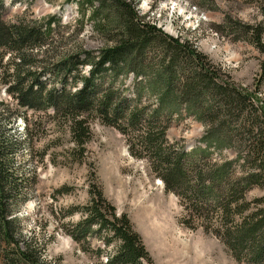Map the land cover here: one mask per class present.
I'll list each match as a JSON object with an SVG mask.
<instances>
[{"label":"rangeland","instance_id":"obj_1","mask_svg":"<svg viewBox=\"0 0 264 264\" xmlns=\"http://www.w3.org/2000/svg\"><path fill=\"white\" fill-rule=\"evenodd\" d=\"M126 1L134 6L143 22L189 42L220 67L226 78L247 92H254L258 99L255 106H264V77L258 84L264 56L243 27L259 28L264 44V0ZM1 2L2 18L6 22L50 15L61 19L48 45L27 51L35 59L30 65L32 70L42 69L46 55L58 61L79 48L90 51L96 61L97 56L114 46L118 37L112 21L101 31L88 10L81 17L75 0ZM76 19L82 22V28ZM160 55V49L154 47L125 60L120 56L108 71L96 67L102 77L97 75L95 79L97 89L107 88L114 112L122 117L126 110L138 108L139 118L122 132L112 122L116 121L114 117L106 121L92 111L81 112L79 117L87 133L79 143L73 140L62 114H54L51 107L42 104L37 110L20 106L0 79L1 134L12 143L14 175L21 182L20 196L12 204L14 222L9 226L10 243L0 236V264H32L12 262L19 250L29 252L39 264H103L114 252V240L104 244L102 239L109 236L104 231L98 233L94 225H81L80 230H75L83 216L78 207L89 202L94 185L117 214H127L153 264L248 262L247 248L234 251L233 234L227 230L235 231L244 215H250L258 205L264 207V202H255L264 196V185L244 190V200L233 203L232 207L248 202V209L242 215L232 213L226 219L218 210L229 202L223 194L224 182L214 180V196L195 184L199 171L205 179L208 170L225 162H229L226 172L233 174L229 177L231 182L235 181V175L256 173L253 156L250 155V161L245 160L249 142L233 126L228 134L220 117L217 133L220 146L208 147L203 141L205 124L188 113L181 98L167 96L160 100V89L165 84L162 65L158 62ZM8 57L4 55L1 63L5 64ZM90 67L84 66L80 75H87ZM47 69L49 72L40 80L46 88L60 87L63 72L55 68L54 74L59 77L56 78L50 76L52 69ZM29 83L26 81L25 86ZM24 115L29 126L25 125ZM119 123L121 127L128 124L124 119ZM147 124L152 126L157 138L160 131L165 132V140L162 143L158 138V143L168 150L173 161H179L182 173L170 181L176 187L168 189L167 182L160 177L161 165L140 147L130 146L131 141L143 135ZM72 231L78 241L71 237Z\"/></svg>","mask_w":264,"mask_h":264},{"label":"trees","instance_id":"obj_2","mask_svg":"<svg viewBox=\"0 0 264 264\" xmlns=\"http://www.w3.org/2000/svg\"><path fill=\"white\" fill-rule=\"evenodd\" d=\"M78 5L81 17L84 11H89V17L95 20L98 29L106 30V26L113 22L117 27V39L114 46L102 55L94 56L88 50L79 48L71 54H66L58 61L51 60L49 55L41 70L31 69L34 57L27 51L33 48H40L48 45L49 40L55 36V25L61 23V19L55 15L42 17L39 19L26 20L17 18L16 21L6 22L2 18V2L0 0V79L6 85L7 92L10 93L19 103L30 110H37L40 104L51 107L54 114H62L68 122V130L77 143L82 142V137L86 135L87 129L83 126V120L79 116L81 112L92 111L99 114L106 121L114 117V124L122 132H126L138 120L139 111L128 109L122 117L116 112L109 102L107 88L97 89L95 79L101 78L99 69L108 71L113 69L111 64L116 63V59H127L129 56H139L145 50L159 48L162 73L164 74V88L160 89V100L167 96L181 98L186 103L188 113L200 119L206 126V133L203 141L208 147H219L221 140L217 137L219 131V118L222 117V127L230 134V126L237 128L245 135L248 143L245 160L250 161L253 156L256 173L233 176V182L229 177L231 172H226L229 162L216 169L208 170L204 179L201 171L198 172L196 187H201L212 195H216L214 180L224 182V195L229 198L224 208L218 209L221 217L231 218L233 215H242L248 209V202L232 204L244 200V190L252 186L264 185V106H255L258 99L254 92H247L236 83L226 78V73L216 64L207 58L206 55L197 51L193 46L179 38L168 36L154 24L145 23L138 16L134 6L126 0H75ZM98 16V17H97ZM112 16V20L111 19ZM97 18V19H96ZM82 28V22L75 20ZM247 29L250 41L257 46L264 56V44L261 41V32L256 26H243ZM45 49V48H44ZM46 50V49H45ZM8 53V54H7ZM124 53V54H123ZM4 55H8L7 62L1 63ZM125 55L126 57H123ZM35 56V55H34ZM36 57V56H35ZM3 64V66H2ZM91 66L87 75H80L82 68ZM96 67L97 69L96 71ZM52 69L50 76L57 68L61 75V86L46 88L43 78ZM53 72V73H52ZM78 74V75H77ZM72 75L70 83L69 76ZM260 76L258 84L264 77V57L261 61ZM30 81L25 86L26 81ZM175 82V83H174ZM79 85V86H78ZM152 90V89H151ZM102 91V92H101ZM25 125L29 126L27 116H23ZM121 119L127 120L128 124L121 127ZM146 131L138 136L136 141H131L130 146L140 147L150 156L153 161L161 165L160 177L167 182V188L177 186L171 183L173 179L181 174L179 161H173L168 154V150L160 146L158 138L163 143L164 131L159 132V137H155L149 124ZM1 127V124H0ZM28 130L29 127H26ZM83 129V130H82ZM83 135V136H82ZM250 138L253 140L250 143ZM11 141L5 139L0 129V236L6 243H10L12 233L10 224L14 222L13 202L20 196L21 182L17 181L14 175V164L12 162ZM235 177V178H234ZM226 182V183H225ZM242 183V185L240 184ZM223 184V183H222ZM15 193V195H12ZM91 198L81 209L82 220L77 225L76 231L81 225L95 226L96 231L106 232L109 236L102 239L104 244L109 245L113 240L115 248L112 255L106 258L103 264H153L145 249L140 235L133 229V226L126 213L117 214L115 208L106 200L102 191L95 188L90 190ZM14 196V199L10 200ZM256 203L264 202V196L255 200ZM234 208V209H233ZM231 216V217H230ZM240 223H237L235 231L228 229L227 232L233 234V243L238 244L232 249H246V264H264V207L258 205L250 215H244ZM75 240L79 238L75 231L70 233ZM248 242V243H247ZM248 244V245H246ZM250 247V248H249ZM12 259L15 261H25L32 264H39L32 259L26 250L18 252ZM14 264V263H13Z\"/></svg>","mask_w":264,"mask_h":264}]
</instances>
